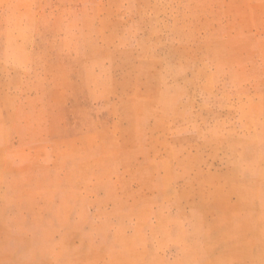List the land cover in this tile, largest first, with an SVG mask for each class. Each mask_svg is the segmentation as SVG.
I'll return each instance as SVG.
<instances>
[{
  "label": "rangeland",
  "instance_id": "obj_1",
  "mask_svg": "<svg viewBox=\"0 0 264 264\" xmlns=\"http://www.w3.org/2000/svg\"><path fill=\"white\" fill-rule=\"evenodd\" d=\"M0 264H264V0H0Z\"/></svg>",
  "mask_w": 264,
  "mask_h": 264
}]
</instances>
